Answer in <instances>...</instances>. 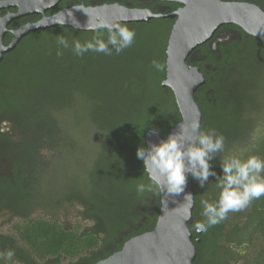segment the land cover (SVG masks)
Returning <instances> with one entry per match:
<instances>
[{
  "label": "trees",
  "instance_id": "trees-1",
  "mask_svg": "<svg viewBox=\"0 0 264 264\" xmlns=\"http://www.w3.org/2000/svg\"><path fill=\"white\" fill-rule=\"evenodd\" d=\"M155 26L129 27L136 34L134 42L119 54L76 56L63 49L58 56L55 41L50 49L18 59L14 72L7 75L10 87H0V111L21 125L33 126L34 143L22 151L32 149L36 165L44 169L34 204L27 208L43 215L20 218L14 224V235L25 248L17 262L95 264L120 250L129 238L153 229L159 192L137 194L136 184L148 183L137 149L146 147L148 130L165 138L181 120L172 91L161 86L167 33ZM239 32L241 39L231 43L221 59L206 54L214 70L201 67L205 83L195 93L201 129H215L225 137L224 152L211 162L218 174H222L220 159L237 150L264 158V73L254 69L264 67V48L258 39ZM95 34L65 29L61 35L69 42H84ZM55 35L54 39L59 36ZM154 60L164 65L163 71L153 67ZM77 134L91 143L79 148V141L71 137ZM69 148L80 176L66 172L59 180L60 192H55L49 187L52 174L64 169L61 162ZM90 155L94 161L87 166ZM191 181L195 207L188 227L196 246L192 264H264V196L198 233L194 225L205 219L200 199L215 201L219 189L212 176L203 188ZM23 190L20 209L26 204ZM241 248L243 254L237 251Z\"/></svg>",
  "mask_w": 264,
  "mask_h": 264
},
{
  "label": "water",
  "instance_id": "water-1",
  "mask_svg": "<svg viewBox=\"0 0 264 264\" xmlns=\"http://www.w3.org/2000/svg\"><path fill=\"white\" fill-rule=\"evenodd\" d=\"M46 1L39 0L36 5L42 7ZM170 1L183 3L184 6L175 13L178 18L167 41L166 73L161 82V86L172 91L181 117L169 134L179 132L180 124L187 127L192 122L198 121L201 126L202 115L194 99V93L205 83V78L197 67L186 63L187 57L197 46L206 42L219 27L231 24L258 39L264 48V11L259 6L240 1ZM87 8L92 13V22L102 18L113 24H126L146 22L153 17H160L148 10L130 9L118 4ZM68 10L21 29L11 46L0 48V60L4 51L12 48L18 38L31 30L55 25L74 27L73 25L78 21L80 27L79 29L74 27L75 29L90 31L86 27L88 17L85 13L74 10V16H69ZM253 32L257 35H251ZM165 138L158 131L154 134L153 129H150L145 133L146 147ZM185 193L193 195L190 218H186L189 213L186 212L187 201L183 199V194L168 196L159 193L160 207L153 229L129 238L120 250L98 260L95 264H192L196 256V246L188 226L193 222L195 194L190 176ZM199 240V238L196 239L197 242Z\"/></svg>",
  "mask_w": 264,
  "mask_h": 264
},
{
  "label": "flooded vegetation",
  "instance_id": "flooded-vegetation-1",
  "mask_svg": "<svg viewBox=\"0 0 264 264\" xmlns=\"http://www.w3.org/2000/svg\"><path fill=\"white\" fill-rule=\"evenodd\" d=\"M37 1L39 0H0V48L11 46L18 32L24 27L51 18L62 11L73 8L77 3H83L86 7L118 4L130 9L148 10L152 14L160 17H153L146 22H132L120 25L133 27L136 25L156 24L159 31L167 33V47L169 34L178 18L175 13L184 6L183 3L170 0H47V4L45 3L44 6L40 7L36 5ZM222 1L247 2L259 6L264 11V0ZM155 27L152 29L155 30ZM65 29L83 32L72 26L55 25L53 27L31 30L18 38L13 47L4 51L2 54L0 60V87H2L3 90H5L6 87H10V85L7 84L8 81H6V78L8 74L11 75L14 72L12 69L15 65L17 66L19 62L18 59L28 55L29 52L31 54V52L35 50L43 52L42 50L46 48L50 49L52 43L56 41L54 35H61ZM239 29L241 28L231 24L219 27L206 42L197 46L189 54L186 63L190 66L197 67L205 78V74L201 70V67L206 71L214 70V68L206 62V54L210 53L221 59L230 44L241 39ZM248 36L249 35L245 33V38H248ZM194 63L199 64L197 65ZM201 63L203 64L201 65ZM201 88L199 87L195 93L199 94ZM195 93L194 99L197 97ZM34 134L33 126H28L27 124L21 125L11 118L9 113L0 111V254H3L9 249L13 250L15 253L13 257L16 259L12 261V264H21L17 262L19 257L18 254H20L22 250H25L24 247L20 246L14 235L15 222L20 218L43 215L42 212H36L33 208L27 210L28 207L34 204L33 199H36L34 195L35 193L37 194L38 189L40 190L39 187L41 185L44 170L36 165V158H34V151L32 149L26 152L22 151L24 147L26 149L31 148V143H34V139L36 138ZM42 149L44 150L45 147ZM25 154H30L31 158H27ZM22 188H24L22 192L25 194L23 202L26 201V204H22L23 207L20 209L21 203L19 202V197ZM44 194L43 192L40 195L43 196ZM7 261L8 260L3 259L2 255H0L1 264ZM22 264L31 263L22 262ZM61 264L67 263H62L61 261ZM82 264H86V262L82 261Z\"/></svg>",
  "mask_w": 264,
  "mask_h": 264
},
{
  "label": "clouds",
  "instance_id": "clouds-1",
  "mask_svg": "<svg viewBox=\"0 0 264 264\" xmlns=\"http://www.w3.org/2000/svg\"><path fill=\"white\" fill-rule=\"evenodd\" d=\"M74 10L82 11L88 17L86 27L96 33L90 39L81 42L73 39L71 42L63 36L56 38V54L62 55L63 49H71L76 56L88 52L112 55L129 48L135 39L134 30L125 25L113 24L106 19L97 18L92 22V13L83 3H77L68 10L69 16H74ZM75 28L79 29L77 21ZM106 31L107 35H103ZM255 36L257 33L253 32ZM157 71H163L164 65L158 61L152 62ZM180 131L170 133L158 143L148 147L140 146L137 157L143 161L144 173L148 183L140 181L136 184L138 195L147 192H159L168 196H179L187 201L186 212L189 213L193 203V195L185 193L188 177L196 180L201 188L215 177L216 188L219 189L218 199L210 201L201 197L202 215L204 221L197 222L194 229L197 232H207L227 219L230 212L246 209L253 200L264 196V158L258 155L245 156L246 149H240L220 159L222 174L212 167V161L225 150V137L215 129L202 130L198 121L189 126L179 125ZM157 130H153L154 134ZM243 254V248L237 249ZM3 259L11 260L14 251L6 250Z\"/></svg>",
  "mask_w": 264,
  "mask_h": 264
},
{
  "label": "rangeland",
  "instance_id": "rangeland-1",
  "mask_svg": "<svg viewBox=\"0 0 264 264\" xmlns=\"http://www.w3.org/2000/svg\"><path fill=\"white\" fill-rule=\"evenodd\" d=\"M254 69L255 70L256 69L259 70L262 74L264 73V67L263 66L260 67L259 65H255L254 66ZM257 78H258L257 81L263 82V79L262 78H260L258 76H257ZM54 82L55 83H59L60 80H54ZM26 100H27V97L25 95L22 96V101H25L26 102ZM71 137L75 141L76 140L79 141V144H78V147L79 148L80 147H84L85 148V147H87L91 143V141L90 140H87V139H84V140L81 141V138H82L81 134H77V135H74V136H71ZM82 158L84 159V158H86V156H84ZM87 159H88V162H91L87 166H90V164H93L94 159H93L92 155L88 156L85 160H87ZM62 161H63V163L61 162V164H62V167L64 169H62L60 172L53 173L52 174V182L49 184V185L52 184L49 187L51 189H53L55 192H60V188H59L60 187V182H59V180H62V178H63L62 175H64L66 172L68 173V175L75 174V175L80 176L79 174L76 173L77 172L76 171V167H75L76 158L73 156V151H72L71 148H69V149L66 150V156H65L64 160H62ZM88 171H90V170H88ZM61 191H62V189H61ZM239 264H244V263L242 261H240Z\"/></svg>",
  "mask_w": 264,
  "mask_h": 264
}]
</instances>
